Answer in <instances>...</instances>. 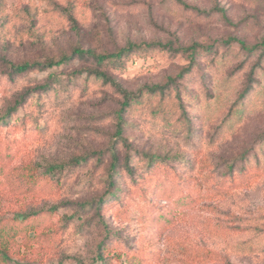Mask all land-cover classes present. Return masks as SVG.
Wrapping results in <instances>:
<instances>
[{
    "label": "rangeland",
    "instance_id": "obj_1",
    "mask_svg": "<svg viewBox=\"0 0 264 264\" xmlns=\"http://www.w3.org/2000/svg\"><path fill=\"white\" fill-rule=\"evenodd\" d=\"M182 1L201 13L173 0H0V116L19 93L51 83L0 123V221L38 212L20 222L26 238L8 244L3 264H102L103 244L107 264H264V47L225 43L264 41V0ZM143 43L200 47L178 86L184 113L176 91L144 98L125 116L128 150L115 133L121 97L73 75L89 63L19 75L8 65ZM189 63L147 50L110 75L137 92ZM113 150L130 154L134 174L118 168L120 193L100 205ZM52 165L64 168L48 174Z\"/></svg>",
    "mask_w": 264,
    "mask_h": 264
},
{
    "label": "trees",
    "instance_id": "obj_2",
    "mask_svg": "<svg viewBox=\"0 0 264 264\" xmlns=\"http://www.w3.org/2000/svg\"><path fill=\"white\" fill-rule=\"evenodd\" d=\"M179 5H182L185 9H194V11L199 12L197 8H191V6L185 4L182 0H173ZM222 15L224 16V13L222 12ZM237 42L241 49H243L246 52L252 53L256 51L259 48L264 47V41L260 42L256 45L247 46L243 41L238 40L236 38H231L225 41V43L230 42ZM200 46L198 44H192L187 47L177 46L174 47L172 44H162V43H143V44H128L126 47L119 49L116 52L112 53H102L98 54L90 49H83L80 47H75L71 50L69 54L62 55L58 60L49 59L44 62H24L21 64H13L8 63L9 68L11 69L13 74H23L29 71H32L34 69L39 71H46V70H52V69H58L61 67H64L73 61H83L85 63H89V67H82L78 70H74L73 75L74 76H81L86 75V77H92L93 79L102 82L104 85L110 86L113 88V90L121 97L122 102H120V107L117 113V124H116V136L119 137V141L123 146L126 147V149H129V144L127 143V140L123 138V132H124V124H125V116L129 113H133L136 111V106L140 105L141 103H144V98L147 99V97L152 96H159L162 99H164L166 96L170 94L171 91H176L175 98L177 102L179 103L180 109L183 112V103L181 101V97L179 95L178 86L181 81L184 80V77L188 75L191 72V68L195 64V58L196 53L198 52V48ZM210 47H206V50H208ZM162 50V51H168L171 53H180V54H188L190 63L187 67L181 69V71L175 76V77H168L166 79V82L164 84H156V85H147L144 88L138 90L137 92H131L128 91L123 87L121 82L110 75V68L111 69H120L123 67L124 62L128 59L129 56L145 52L147 50ZM145 50V51H144ZM51 76L50 78H55L54 74L52 72H49ZM51 81V80H50ZM253 82L254 80L249 79L247 85L243 88L241 91L238 100L242 101L246 97H248L251 92L253 91ZM51 83L45 82L43 84H37L36 86L32 88L26 89L24 92L19 93L16 98L13 101L12 106H10L4 115L0 116V123H7L10 117L14 112H16L21 106L24 105V103L27 101L29 96L32 93L37 92H46L50 89ZM184 113V112H183ZM262 146H264V138L262 139ZM135 156L139 157L138 159L140 161H147L148 165H154L157 163L156 156L149 155L146 153H140L135 150ZM246 154L241 157L244 161L246 160ZM110 164H109V178H108V187L104 194V196H101L98 200V204H102L105 202L106 197H112L116 196L120 193L118 188H116L114 184V178L116 176V172L118 171V168L123 169L129 176H133V166L130 165L131 156L130 154H126V156L122 159L120 157V154L113 150L110 156ZM79 163V161H76ZM232 167V166H231ZM64 166L60 165H52L50 166L46 172L48 174L53 173L55 171H62ZM33 171L32 166L28 168V172ZM31 174L29 173V176ZM105 197V198H104ZM56 206L50 208V211H55ZM38 212H33L27 215H19L17 214L14 218V222L17 224L10 225L8 223H3L0 221V264L3 263H9L11 261L9 254H8V244L14 243V239L17 236H24L22 226L20 222L26 220L30 216L37 215ZM34 220H32V226L31 229H35V226L38 225L36 222L34 224ZM34 225V226H33ZM21 236V237H22ZM26 238V237H25ZM110 248H107L106 245H101L97 252V260H99L102 264H107V258L110 254ZM106 253L108 256H106ZM117 258V256H113ZM131 260L129 262H121L120 264H135Z\"/></svg>",
    "mask_w": 264,
    "mask_h": 264
}]
</instances>
